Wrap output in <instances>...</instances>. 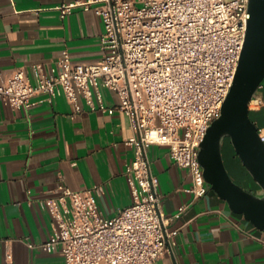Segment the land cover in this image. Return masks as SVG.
Instances as JSON below:
<instances>
[{
  "label": "built area",
  "instance_id": "1",
  "mask_svg": "<svg viewBox=\"0 0 264 264\" xmlns=\"http://www.w3.org/2000/svg\"><path fill=\"white\" fill-rule=\"evenodd\" d=\"M250 0H64L61 16L77 7L95 9L104 20L102 58L75 61L69 52L46 71L19 68L0 80V100L14 108L35 104L37 94L54 101L62 92L80 109V97L93 110L122 111L131 121L128 143L135 157L126 173L133 202L113 216L100 209L101 186L74 189L65 182L43 200L56 228L40 243L60 251L67 264H157L174 252L179 229L163 211L160 178L149 153L152 144L170 147L171 158L189 168L195 197L209 182L200 159L201 143L221 115L244 49ZM119 97L109 105L103 88ZM264 87V81L259 88ZM253 99L263 102L258 96ZM251 100V102L253 101ZM250 102V104H251ZM264 139V127L260 128ZM264 241V236H256Z\"/></svg>",
  "mask_w": 264,
  "mask_h": 264
},
{
  "label": "crops",
  "instance_id": "2",
  "mask_svg": "<svg viewBox=\"0 0 264 264\" xmlns=\"http://www.w3.org/2000/svg\"><path fill=\"white\" fill-rule=\"evenodd\" d=\"M64 0H0V80L19 68L33 73L43 63L46 71L65 52L75 61L103 57V17L95 9L77 7L62 17L57 5ZM109 105L118 94L103 88ZM250 104L251 115L264 127V87ZM37 94L35 104L14 108L0 100V264H67L60 251L32 247L55 231L52 212L43 200L57 195L65 182L74 189L101 186L97 199L108 216L130 205L133 195L126 173L135 157L127 141L134 131L130 118L91 109L84 97L81 108L65 93L54 101ZM149 153L160 178L163 211L168 223L179 229L174 252L157 264H264V230L244 214L235 212L229 201L209 184L206 195L195 197L188 190L193 183L189 168L178 165L170 147L152 144Z\"/></svg>",
  "mask_w": 264,
  "mask_h": 264
},
{
  "label": "water",
  "instance_id": "3",
  "mask_svg": "<svg viewBox=\"0 0 264 264\" xmlns=\"http://www.w3.org/2000/svg\"><path fill=\"white\" fill-rule=\"evenodd\" d=\"M249 11L246 41L234 84L221 115L211 123L201 143L200 159L209 184L235 212L264 230V139L250 108L264 81V0H250ZM228 136L260 190L244 187L230 173L223 150Z\"/></svg>",
  "mask_w": 264,
  "mask_h": 264
},
{
  "label": "rangeland",
  "instance_id": "4",
  "mask_svg": "<svg viewBox=\"0 0 264 264\" xmlns=\"http://www.w3.org/2000/svg\"><path fill=\"white\" fill-rule=\"evenodd\" d=\"M223 150L227 166L233 178L244 187L260 190L259 183L242 161L230 136L225 138Z\"/></svg>",
  "mask_w": 264,
  "mask_h": 264
},
{
  "label": "trees",
  "instance_id": "5",
  "mask_svg": "<svg viewBox=\"0 0 264 264\" xmlns=\"http://www.w3.org/2000/svg\"><path fill=\"white\" fill-rule=\"evenodd\" d=\"M240 161H241V159H240ZM242 163V162H241Z\"/></svg>",
  "mask_w": 264,
  "mask_h": 264
}]
</instances>
